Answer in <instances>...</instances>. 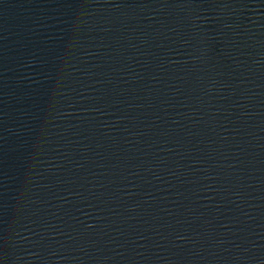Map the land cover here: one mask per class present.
Here are the masks:
<instances>
[{
	"label": "water",
	"instance_id": "obj_1",
	"mask_svg": "<svg viewBox=\"0 0 264 264\" xmlns=\"http://www.w3.org/2000/svg\"><path fill=\"white\" fill-rule=\"evenodd\" d=\"M0 264H264V0H0Z\"/></svg>",
	"mask_w": 264,
	"mask_h": 264
}]
</instances>
